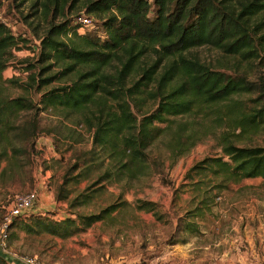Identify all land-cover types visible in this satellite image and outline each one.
<instances>
[{"label":"trees","instance_id":"trees-1","mask_svg":"<svg viewBox=\"0 0 264 264\" xmlns=\"http://www.w3.org/2000/svg\"><path fill=\"white\" fill-rule=\"evenodd\" d=\"M67 1L35 0L34 6L46 17L51 11L64 16ZM81 1L83 14L103 20L104 35L93 33L94 28L79 33L74 23L79 14L50 22L39 41L37 61L44 65L39 72L56 66L61 77L75 73L76 78L45 92L42 101L44 109L49 105L82 113L92 131L93 147L108 160L103 176L128 181L138 177L147 167L146 149L176 123L177 149L169 145L175 158L207 134L214 135L221 148V155L206 157L187 173L191 178L193 171L209 172L218 180L209 189L189 183L204 193L205 208L209 206L207 194L216 188L220 191L245 179H264V138L257 140L264 136V78L228 74L187 55L192 48L209 45L226 56L264 62V0ZM61 35L69 36L68 40ZM23 41L0 21V81L12 49ZM148 53L155 56L149 64L143 61ZM39 76L28 75L29 88L39 89L58 77ZM33 106L25 95L0 97V126L7 127L15 115ZM184 117L190 121H177ZM1 156L8 159L6 150ZM5 173L6 167L1 175ZM201 203L196 211L204 209ZM144 205L151 210L153 203ZM114 210L110 205L97 214L58 221L36 217L27 223L29 216L16 218L9 231L16 227L28 234L44 232L67 239L84 233ZM199 215L203 214L186 217ZM179 221L178 233L195 230L192 220ZM0 264H9L1 252Z\"/></svg>","mask_w":264,"mask_h":264},{"label":"rangeland","instance_id":"rangeland-1","mask_svg":"<svg viewBox=\"0 0 264 264\" xmlns=\"http://www.w3.org/2000/svg\"><path fill=\"white\" fill-rule=\"evenodd\" d=\"M81 4V0H68L63 9L64 16L51 11L46 17L40 7L34 6L35 0H0V21L14 37L26 39L11 51L0 81V97L25 95L34 104L33 109L15 115L7 127L0 126V227L14 196L29 191H35L38 199L27 223L36 217L58 221L66 216L77 218L97 214L110 205L116 210L84 233L67 239L44 232L28 234L15 227L8 231V250L36 256L42 264H90L89 261L91 264H146L145 261L153 256L148 247L162 246L166 239L171 241L183 235L178 233L182 216L202 213V228L209 231L206 242L238 241L237 248L240 249L234 252L232 264H242L240 257L248 245L242 236L244 224L246 230L256 229L258 221L252 215H264V179L251 178L243 182L248 185L230 184L228 189L220 191L216 188L207 194L210 199L205 208L201 203L204 193L193 190L189 183H201L202 188L209 189L218 180L209 172L193 171L191 178L187 173L206 157L222 154L214 135L207 134L189 151L175 158L169 148L173 145L177 149L174 123L170 131L146 149L147 167L143 172L129 181L119 180L115 176H103L108 160L93 147L92 131L82 113L49 105L44 109L43 94L70 84L76 74L61 77L56 66L39 72L44 66L37 61L40 38L51 21L56 24L86 13ZM88 15L95 25L93 33L103 37V20L94 14ZM60 38L68 40L69 36L61 35ZM187 55H195L210 67L228 74L238 72L250 79L264 78V62L259 58L241 60L237 55L226 56L209 45L192 48ZM154 57L153 53H148L143 61L149 64ZM33 72L39 73L40 79L58 77L39 89L29 88L28 75ZM177 119L178 122L190 121L189 117ZM263 138L257 140L262 142ZM3 150L7 152L6 160L1 156ZM4 167L6 173L1 175ZM244 198L250 200V205L246 206L247 214L238 218L233 203ZM147 201L153 203L151 210L144 205ZM200 203L204 209L196 211ZM16 222L20 223L19 220ZM200 242L193 238L188 247ZM198 258L190 253L185 263L195 264ZM202 258L197 264L214 263L208 254H203ZM7 260L13 264L8 257Z\"/></svg>","mask_w":264,"mask_h":264},{"label":"crops","instance_id":"crops-1","mask_svg":"<svg viewBox=\"0 0 264 264\" xmlns=\"http://www.w3.org/2000/svg\"><path fill=\"white\" fill-rule=\"evenodd\" d=\"M245 180H243L241 183H238L237 185L238 186L248 185L249 184L248 182L243 183ZM233 204L236 207V209L234 210V214H236L238 218H242V216H245L247 214L246 206L250 205V200L245 198L238 199L235 200ZM202 216L203 215L190 217L192 218V221L195 223V230L181 231L180 233L183 235L178 236L179 237L178 239L171 241L166 239V242L162 246L148 247V250L152 253L153 256L148 258V260H146L145 263L146 264H183L187 261V257L189 256V254L194 253L196 258L199 257L198 259H195L196 262L195 264H197V260L200 263L202 262L203 254L210 255L211 259L214 260L213 264H220L223 262L227 264H232L234 252H237L240 249V247L237 248L238 241L237 243L236 240L232 242H224V243L221 241L206 242L209 231L203 230L202 228V224H203ZM252 216L253 218H255V220L258 221V226L256 229L246 230L245 229L246 224H244V231L242 232V236L246 238L248 245L245 248L246 250L242 252L240 260H242V264H264V215L254 214ZM181 219H186V221L191 220L185 216H182ZM193 238H195L196 241L200 240L201 241L200 244L198 243L195 244L194 246L188 247L189 243H191V239ZM237 238H240V236H237ZM8 258L13 264H20L16 259L11 257ZM178 260H180V263L178 262ZM89 262L91 264V261ZM53 264H60V263L55 262ZM121 264H126V263H121Z\"/></svg>","mask_w":264,"mask_h":264},{"label":"built area","instance_id":"built-area-1","mask_svg":"<svg viewBox=\"0 0 264 264\" xmlns=\"http://www.w3.org/2000/svg\"><path fill=\"white\" fill-rule=\"evenodd\" d=\"M74 23L78 25L79 33H84L85 30L95 28L92 19L83 13L74 18ZM37 199L38 196L35 191L15 195L8 211L2 219L0 227V252L5 256L16 259L20 264H42L36 256L23 255L9 251L6 245L9 235V227L13 220L16 218H27L31 210L34 208Z\"/></svg>","mask_w":264,"mask_h":264}]
</instances>
